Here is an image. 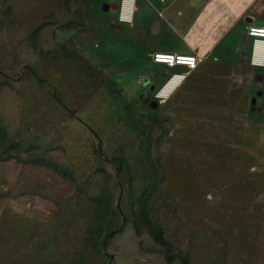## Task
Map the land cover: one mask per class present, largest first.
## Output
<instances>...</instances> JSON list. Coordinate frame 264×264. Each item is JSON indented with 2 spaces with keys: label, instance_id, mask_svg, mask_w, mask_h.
<instances>
[{
  "label": "rangeland",
  "instance_id": "1",
  "mask_svg": "<svg viewBox=\"0 0 264 264\" xmlns=\"http://www.w3.org/2000/svg\"><path fill=\"white\" fill-rule=\"evenodd\" d=\"M131 3L0 0V264H264V68L135 88Z\"/></svg>",
  "mask_w": 264,
  "mask_h": 264
},
{
  "label": "crops",
  "instance_id": "2",
  "mask_svg": "<svg viewBox=\"0 0 264 264\" xmlns=\"http://www.w3.org/2000/svg\"><path fill=\"white\" fill-rule=\"evenodd\" d=\"M124 4L128 6L130 1ZM131 4L128 9L133 16V31L126 43L136 52L134 66L145 69L136 77L133 87H153L159 83L161 96L184 85L195 68L155 63L154 52L194 53L201 58L198 65L205 60L236 65L245 59L250 61L254 51L252 40L244 42L249 37V25L264 24V0H147L141 4L132 0ZM244 46L247 54L243 59ZM256 51L264 63V44ZM179 74L186 75L180 78Z\"/></svg>",
  "mask_w": 264,
  "mask_h": 264
},
{
  "label": "built area",
  "instance_id": "3",
  "mask_svg": "<svg viewBox=\"0 0 264 264\" xmlns=\"http://www.w3.org/2000/svg\"><path fill=\"white\" fill-rule=\"evenodd\" d=\"M120 19L122 21L128 20L125 16L123 8H121ZM248 36L250 40L254 43V51L252 53V57L250 63L254 66L264 67L262 55H260L256 49L258 46H262L264 44V24L262 25H254L251 24L248 27ZM152 59L154 62L163 64L168 67L182 65L185 66L188 70H193L196 68L198 63L201 61V58L194 53H174V52H166V51H156L153 53ZM186 74H179L180 78L185 77ZM262 93L264 94V76L261 83Z\"/></svg>",
  "mask_w": 264,
  "mask_h": 264
},
{
  "label": "water",
  "instance_id": "4",
  "mask_svg": "<svg viewBox=\"0 0 264 264\" xmlns=\"http://www.w3.org/2000/svg\"><path fill=\"white\" fill-rule=\"evenodd\" d=\"M245 44H248L250 42V37H247L245 40H244ZM243 59L245 58V55H246V46L243 47ZM262 80H263V76L262 74H257L256 75V81H257V85H256V89H257V94L258 95H262V89H261V83H262ZM255 103H260V99L256 100L255 98H252L251 99V106L252 108L255 106ZM259 108V106H258Z\"/></svg>",
  "mask_w": 264,
  "mask_h": 264
},
{
  "label": "flooded vegetation",
  "instance_id": "5",
  "mask_svg": "<svg viewBox=\"0 0 264 264\" xmlns=\"http://www.w3.org/2000/svg\"><path fill=\"white\" fill-rule=\"evenodd\" d=\"M112 8H113V9H117V7H116V6H113ZM152 25L154 26L155 24H152ZM152 25H151V26H152Z\"/></svg>",
  "mask_w": 264,
  "mask_h": 264
},
{
  "label": "bare ground",
  "instance_id": "6",
  "mask_svg": "<svg viewBox=\"0 0 264 264\" xmlns=\"http://www.w3.org/2000/svg\"><path fill=\"white\" fill-rule=\"evenodd\" d=\"M124 5H125V4H124ZM125 6H126V5H125ZM128 10H129V9H128ZM153 62H154V61H153ZM155 63H156V62H155ZM169 87H171V86H169ZM169 87H167V90H168ZM163 90H164V89H163ZM165 91H166V89H165ZM168 91H169V90H168Z\"/></svg>",
  "mask_w": 264,
  "mask_h": 264
}]
</instances>
